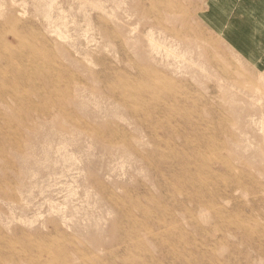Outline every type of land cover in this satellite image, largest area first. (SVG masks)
Wrapping results in <instances>:
<instances>
[{"label":"rangeland","instance_id":"1","mask_svg":"<svg viewBox=\"0 0 264 264\" xmlns=\"http://www.w3.org/2000/svg\"><path fill=\"white\" fill-rule=\"evenodd\" d=\"M210 9L0 0V264H264V37Z\"/></svg>","mask_w":264,"mask_h":264},{"label":"crops","instance_id":"2","mask_svg":"<svg viewBox=\"0 0 264 264\" xmlns=\"http://www.w3.org/2000/svg\"><path fill=\"white\" fill-rule=\"evenodd\" d=\"M242 3L243 0H209L211 8L209 21L217 32L219 29H229L230 24H235L237 27L232 33L238 34L232 36L231 39H235L239 43H247L248 40L250 47L248 51L251 54L254 53L252 57L256 59L259 54L256 52L257 40L262 42L264 37L259 34L264 32V26H261L264 25V0H257L256 4L250 8L245 7ZM263 42L259 46L263 45Z\"/></svg>","mask_w":264,"mask_h":264},{"label":"bare ground","instance_id":"3","mask_svg":"<svg viewBox=\"0 0 264 264\" xmlns=\"http://www.w3.org/2000/svg\"><path fill=\"white\" fill-rule=\"evenodd\" d=\"M20 15V14H19Z\"/></svg>","mask_w":264,"mask_h":264}]
</instances>
